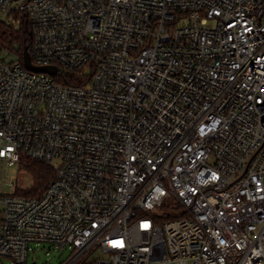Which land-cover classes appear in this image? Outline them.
Listing matches in <instances>:
<instances>
[{
  "label": "built area",
  "instance_id": "2783aa9c",
  "mask_svg": "<svg viewBox=\"0 0 264 264\" xmlns=\"http://www.w3.org/2000/svg\"><path fill=\"white\" fill-rule=\"evenodd\" d=\"M4 15L59 74L0 56V162L55 171L41 197L18 178L0 194V264L40 243L64 264H264V0H0Z\"/></svg>",
  "mask_w": 264,
  "mask_h": 264
},
{
  "label": "trees",
  "instance_id": "16d2710c",
  "mask_svg": "<svg viewBox=\"0 0 264 264\" xmlns=\"http://www.w3.org/2000/svg\"><path fill=\"white\" fill-rule=\"evenodd\" d=\"M34 43V35L26 18L19 16L16 23L0 21V56L5 58H17L23 64L25 50H31ZM75 83L74 77L70 80ZM19 171L29 174L33 179L32 187L20 189L17 196L30 198L41 197L55 178L54 168L41 161L21 157ZM176 219L171 215L163 217V222Z\"/></svg>",
  "mask_w": 264,
  "mask_h": 264
},
{
  "label": "rangeland",
  "instance_id": "374dc122",
  "mask_svg": "<svg viewBox=\"0 0 264 264\" xmlns=\"http://www.w3.org/2000/svg\"><path fill=\"white\" fill-rule=\"evenodd\" d=\"M4 17L6 21H11V19H7L5 15ZM17 178L21 179L22 183L19 190L32 187L33 179L29 174L20 172L17 166L10 167L6 162H0V194L4 192L7 194L13 193L15 189L12 188L10 184H15ZM173 207V200H168L167 203L159 209V213L171 214L173 212ZM31 247L33 251L30 252L29 264H64L71 253L69 249L61 251L48 243L32 244ZM99 258H105V255L102 254V252H96L91 257V260ZM1 264L14 263L11 260L5 259Z\"/></svg>",
  "mask_w": 264,
  "mask_h": 264
},
{
  "label": "water",
  "instance_id": "95a60500",
  "mask_svg": "<svg viewBox=\"0 0 264 264\" xmlns=\"http://www.w3.org/2000/svg\"><path fill=\"white\" fill-rule=\"evenodd\" d=\"M24 64L29 70H32L34 72L47 73V74H50L53 76H56L59 74V70L57 68H53V67L43 68V67L34 66L31 62V57H30V53H29L28 49L25 50ZM34 264H36V263H34Z\"/></svg>",
  "mask_w": 264,
  "mask_h": 264
}]
</instances>
